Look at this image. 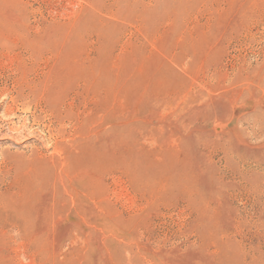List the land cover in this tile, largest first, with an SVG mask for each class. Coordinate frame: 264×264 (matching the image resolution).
I'll return each instance as SVG.
<instances>
[{
    "label": "rangeland",
    "instance_id": "1",
    "mask_svg": "<svg viewBox=\"0 0 264 264\" xmlns=\"http://www.w3.org/2000/svg\"><path fill=\"white\" fill-rule=\"evenodd\" d=\"M0 264H264V0H0Z\"/></svg>",
    "mask_w": 264,
    "mask_h": 264
}]
</instances>
